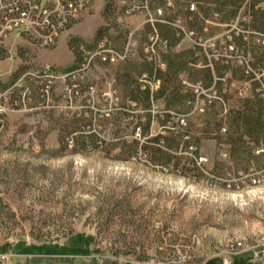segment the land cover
Masks as SVG:
<instances>
[{"label":"rangeland","instance_id":"obj_1","mask_svg":"<svg viewBox=\"0 0 264 264\" xmlns=\"http://www.w3.org/2000/svg\"><path fill=\"white\" fill-rule=\"evenodd\" d=\"M120 1L92 0L61 34L74 57L67 68L64 44L31 47L17 31L6 42L10 57L3 55L11 68L17 52L19 67L71 69L100 43L119 49L131 35L138 47L158 24L166 35L193 32L185 48L199 44L212 59L221 55L243 65L250 59L243 51L264 39L248 25L245 1L228 22L212 14L208 19L221 25L196 28L185 14L197 10L194 0H153L164 21L156 24L143 13L123 16ZM79 44L85 52L77 51ZM135 64L94 56L81 83L96 85L89 101L76 100L67 114L16 111L0 120V253H11L5 264H223L236 242L244 251L231 264H264L252 259L264 250V145L243 137L232 147L225 138L227 112L248 95L249 82H234L224 99L216 88H196L197 104L194 99L165 114L164 105L146 110L130 102ZM252 76L264 97V71L254 69ZM169 132L180 138L167 141ZM141 144L160 149L164 159H150ZM48 253L57 257L40 261Z\"/></svg>","mask_w":264,"mask_h":264},{"label":"built area","instance_id":"obj_2","mask_svg":"<svg viewBox=\"0 0 264 264\" xmlns=\"http://www.w3.org/2000/svg\"><path fill=\"white\" fill-rule=\"evenodd\" d=\"M120 4L125 17L143 13L150 24L164 22L158 19L161 10L154 7L153 0H121ZM91 6L92 0H0V54L9 53L6 42L12 40L14 31H17L18 38L28 42L31 47L53 48L71 22ZM193 8V5H190V9ZM117 20L121 22V18ZM177 23L178 21L172 25L177 26ZM179 33L182 38L193 35V32H185L183 29L177 35ZM260 43L264 44V40ZM158 46L166 48L167 42L160 39L153 30L142 48L146 61L155 59ZM77 51L85 52L81 44L77 46ZM136 55L137 43L129 35L119 49L98 44L95 52L87 58L84 57L82 62L71 69L60 70L50 64H40L36 67H25L20 64V67L9 70L10 80L6 85L0 86V120L8 113L16 111L60 110L65 114L71 113L77 108L76 100L89 101L95 90L96 85L93 82L84 88L81 86L94 56H97L102 63L109 64L129 61ZM8 56L10 57V54ZM56 87L59 88L58 94L55 93ZM194 102L197 104L198 95L195 96ZM198 110L203 111L202 108ZM180 122L183 123L184 120L180 119ZM221 130H226L224 125ZM257 181L259 180L252 179V183ZM231 248L228 258L223 259V264H231L232 258L244 251L240 242L234 243ZM262 258H264V250L254 252L252 255L253 260ZM9 260L8 252L0 253V264L8 263Z\"/></svg>","mask_w":264,"mask_h":264},{"label":"trees","instance_id":"obj_3","mask_svg":"<svg viewBox=\"0 0 264 264\" xmlns=\"http://www.w3.org/2000/svg\"><path fill=\"white\" fill-rule=\"evenodd\" d=\"M198 2L197 10L195 12L188 11L186 8V16L193 17L194 22H191L192 28H196L204 23V20L208 19L212 14L222 17L224 15L225 20L227 22L232 19L241 8L242 3L245 1L244 7H246V12H249L250 21L249 24L255 32L264 36V7H260L259 5L264 2V0H194ZM201 3V4H200ZM222 21V20H221ZM158 23V22H157ZM156 24V23H155ZM196 26V27H195ZM156 33L160 39H164L167 42V49L170 48L172 44V40L178 41L182 38L181 33L177 35L179 32L176 29H172L171 34L166 35L163 34L159 29V25L156 24ZM198 31L201 32L202 29L199 27ZM201 37V36H200ZM196 37L195 39H197ZM242 38V36H241ZM194 39V38H193ZM264 40V39H262ZM208 51L207 49L201 47L199 44H195L185 49V53L190 54L191 52H199ZM244 55L250 54V59L243 65H238L231 57L219 56L217 60L211 59V63L213 68L216 71V74L222 81L216 83V93L220 95L222 99L226 97V93L231 90V87L234 85V82L244 80L248 81L250 84L249 93L247 96H244L238 100L237 106L231 108L227 112L225 118L228 123L229 130L225 134V138L229 140L232 147L242 142L243 137H247L254 145L258 143H262L264 145V97L260 95L258 91H256V86L258 84V80L254 79L252 76L254 69L259 71H264V44L257 41L256 46L251 47L250 51H243ZM0 58H4L3 54H0ZM171 59V58H170ZM170 65V73L167 74L166 79L168 84H173L175 79V73L178 69H180L183 65L180 55H174V58L169 61ZM202 75V79L204 81H208L209 77L206 71ZM191 77H195V73L190 72ZM123 79V77H122ZM135 87V86H134ZM171 94L170 103L164 105L167 109H173L177 106H183L182 104V94L180 92V88L177 85L173 87ZM201 89V88H200ZM206 90V89H205ZM162 89L158 88L157 92H161ZM226 92V93H224ZM223 94V95H222ZM189 104H192V101L195 99L196 92L192 89L189 90ZM187 95V96H188ZM222 95V96H221ZM128 97L131 103L135 105L142 106L143 109L147 110V107H151V103L149 102V90L147 87L144 88L135 87L134 91L130 90L128 93ZM186 97V94H185ZM147 121L145 123V128L149 125L150 115H148ZM206 125H213L215 127L218 126L215 122L207 121ZM170 136L168 139L174 141L175 139H179L180 137L174 132H169ZM235 136V138H233ZM261 138V142L259 139ZM159 136H155L153 140H158ZM232 141V143H231ZM184 144V141H182ZM140 149H143L144 152L147 153L150 159H154L156 161H162L164 158L162 157L161 150L158 148H152L150 150L149 147L142 145Z\"/></svg>","mask_w":264,"mask_h":264},{"label":"crops","instance_id":"obj_4","mask_svg":"<svg viewBox=\"0 0 264 264\" xmlns=\"http://www.w3.org/2000/svg\"><path fill=\"white\" fill-rule=\"evenodd\" d=\"M97 1V0H95ZM196 5H198L197 1H194ZM201 4V3H200ZM205 23H210L214 25H221L217 20L210 21L209 19L204 20ZM149 34H144L142 39L139 40L138 47H137V55L133 59L135 61L136 71H137V80H135L134 85L136 88L140 87L141 89L147 87L149 90V102L152 105L156 106H163L166 105L171 101V92L174 89L175 85L180 88V92L182 94V104L187 105L189 104V90H195L196 88L201 89H211L216 88V83L222 81L221 78L218 77L216 74L215 69L211 63V59L209 53L207 51L199 52H191L190 54L185 53V49L189 48L186 46L184 47L186 40L184 38H180L177 42L172 40V44L170 48H158L156 57L153 61H146L144 59L143 53V44L147 42ZM160 36V35H158ZM204 36V37H203ZM203 39H215L216 37H209L207 34H203L201 36ZM17 41V40H16ZM64 44L67 51L69 52V60L64 68L69 67L70 63H74V57L72 52L68 50L67 47V35H61L56 46L51 50H55L59 45ZM10 45L7 47L9 49ZM15 51V50H14ZM50 51V50H49ZM210 51V50H209ZM16 52V51H15ZM17 54L16 63L11 68V64L9 63V57L0 58V69L2 72L0 73V81L6 80L8 82L10 80V73L9 70L19 66L20 57ZM180 55L182 60V67L178 69L175 73V79L173 84H168L166 76L170 73V65L169 61L174 58V55ZM171 58V59H170ZM216 59V58H215ZM213 58V60H215ZM6 63V65H4ZM194 72L196 75L195 77H191L190 72ZM208 74L209 80L206 82L202 79V75L205 73ZM158 88L162 89L159 93L157 92ZM186 94V97H185ZM188 95V96H187ZM165 114L170 112V109L164 110ZM14 246V245H12ZM11 257V253L8 251ZM32 257V256H30ZM57 257L56 254L48 253L40 261H46L48 258Z\"/></svg>","mask_w":264,"mask_h":264}]
</instances>
